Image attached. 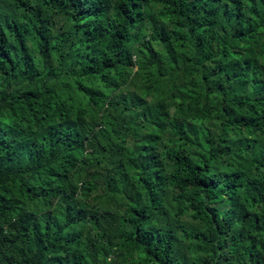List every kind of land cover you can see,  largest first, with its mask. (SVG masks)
<instances>
[{
	"label": "trees",
	"instance_id": "trees-1",
	"mask_svg": "<svg viewBox=\"0 0 264 264\" xmlns=\"http://www.w3.org/2000/svg\"><path fill=\"white\" fill-rule=\"evenodd\" d=\"M0 264H264V0H0Z\"/></svg>",
	"mask_w": 264,
	"mask_h": 264
}]
</instances>
